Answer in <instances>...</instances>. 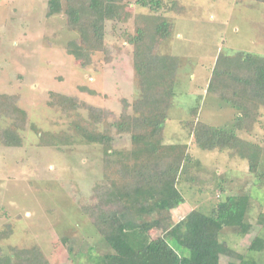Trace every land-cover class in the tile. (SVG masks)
<instances>
[{
    "label": "rangeland",
    "instance_id": "rangeland-1",
    "mask_svg": "<svg viewBox=\"0 0 264 264\" xmlns=\"http://www.w3.org/2000/svg\"><path fill=\"white\" fill-rule=\"evenodd\" d=\"M65 1L61 0L59 13L47 16L48 0H0V94L17 96L15 103L25 113L23 126L17 130L20 146L0 141V258H14L15 250L35 249L48 264L100 261L106 247L83 206L91 205L96 184L112 188L106 176L108 160L130 149V133L118 132L114 122L124 109L123 100L132 114L130 104L139 95L133 45L127 39L135 33L136 18L143 15L162 23L155 33L153 52L177 61L175 94L161 142L185 144V153L193 162L190 169L178 173L174 185L184 201L155 217L172 225L192 209L207 212L219 199L249 193V231L239 235L237 228L227 226L221 229L220 238L235 252L262 263L264 250L250 252L248 246L254 237L264 238V218H260L264 216V176L259 177L264 172V149L259 150V168L254 173L248 159L230 155L228 149H200L186 121L231 125L237 112L208 92L209 78L220 53L264 56V0H159L156 9L141 6L137 0H122L129 16L106 20L104 50L86 59L68 52L69 42H80V32L68 25ZM59 95L103 109L106 123H113L108 125L109 144L84 140L59 146L40 144L41 132L70 131L72 119L58 108ZM80 113L86 115L83 109ZM10 122L0 114L1 128ZM104 128V122H99L97 130ZM237 135L258 147L263 145L264 107L252 129L239 130ZM114 184L118 191V181ZM162 232L160 225L150 230L154 237ZM170 245L183 255L193 247L189 236L182 243L170 241ZM230 261L239 259L220 255L219 264Z\"/></svg>",
    "mask_w": 264,
    "mask_h": 264
},
{
    "label": "trees",
    "instance_id": "trees-1",
    "mask_svg": "<svg viewBox=\"0 0 264 264\" xmlns=\"http://www.w3.org/2000/svg\"><path fill=\"white\" fill-rule=\"evenodd\" d=\"M136 2L151 9L160 6L159 0ZM65 5L69 27L80 32V42L73 40L68 45V52L77 59H86L91 53L104 50L103 25L106 20H125L129 16L122 0H66ZM61 7V0H48L46 15L59 13ZM153 19V16H138L135 33L127 39L133 45L132 63L140 91L130 104L133 113L127 112L129 104L123 100L124 109L114 124L118 132L130 133V149L127 153H114L112 160H108L106 176L112 180V188L108 184H96L91 205L83 206L106 247L98 264H219L220 255L239 259L228 264H264L252 256L235 252L220 238L221 229L227 226L237 228L239 235L249 231L251 224L246 221L251 204L249 193L219 199L207 212L192 209L172 225H165L162 218L155 217L162 210L184 201L174 185L178 173L183 168L190 169L193 162L185 153V144L166 145L160 139L175 94L177 61L153 52L155 33L162 25L154 23ZM207 90L234 108L237 115L229 127L199 120L186 121L193 142L202 150L228 149L230 155L248 159L249 170L257 173L259 150L264 149V141L258 147L240 138L237 131H250L259 109L264 107V56L243 51L236 55L220 53L214 62ZM59 97H56L58 108L72 119L70 131L41 132L40 144L59 146L60 143L83 140L109 144L108 125L113 123H106L103 109L80 102L73 96ZM16 98L14 94H0V114L11 119L7 127H0V141L8 146H20L17 130L25 121V113L16 105ZM80 109L86 111L85 116ZM191 110L194 113L196 108ZM99 122H104V131L97 130ZM263 176L264 172L260 173L259 177ZM158 225L163 232L154 237L150 230ZM185 236L193 243L188 255L179 254L170 245V241L182 243ZM248 250L263 251L264 238L254 237ZM14 256L0 258V264H48L35 249L15 250Z\"/></svg>",
    "mask_w": 264,
    "mask_h": 264
},
{
    "label": "crops",
    "instance_id": "crops-1",
    "mask_svg": "<svg viewBox=\"0 0 264 264\" xmlns=\"http://www.w3.org/2000/svg\"><path fill=\"white\" fill-rule=\"evenodd\" d=\"M4 116V115H3ZM5 117V116H4ZM9 119V118H8ZM9 125V123L7 124V125H5V126H3L2 128H5V127H7Z\"/></svg>",
    "mask_w": 264,
    "mask_h": 264
}]
</instances>
